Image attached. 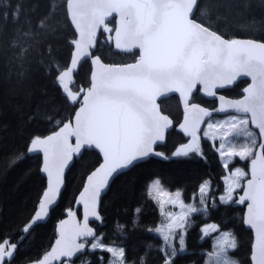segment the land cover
I'll list each match as a JSON object with an SVG mask.
<instances>
[{"label": "trees", "instance_id": "16d2710c", "mask_svg": "<svg viewBox=\"0 0 264 264\" xmlns=\"http://www.w3.org/2000/svg\"><path fill=\"white\" fill-rule=\"evenodd\" d=\"M66 1L0 0V240L10 237L18 244L12 264H39L51 253L57 224L69 210H74L86 176L102 161L96 151H87L74 161L49 220L35 226L20 240L22 228L32 217L46 186L41 172L42 156L28 152L30 141L52 134L63 122L69 123L73 109L78 106L66 100L58 80L69 65L73 50L70 42L75 38L67 18ZM15 12L18 15L14 16ZM193 15L229 39L264 42V0H198ZM108 24L113 28L112 22ZM108 35L100 31L95 50L103 63L120 65L136 61L137 51L121 53L109 47ZM90 72L91 65L85 61L73 84L66 86L73 91L87 88ZM246 85L247 81H241L220 93L239 98ZM194 99L203 106L215 107L214 101L198 93ZM160 103L161 112L168 114L174 123L181 120L177 97ZM191 144L186 135L173 128L165 144L157 148L161 155L115 178L101 199L98 213L104 225L94 224L97 236L105 245H120L126 264H203L205 252L212 249L213 237L225 230L233 232L238 245L229 251L230 258L238 264H250L252 234L242 223L243 206L220 202L226 191V171L215 146L200 137L196 151L180 152ZM178 152L187 154L177 155ZM243 164L248 172L249 161ZM239 165L242 162L236 160L228 169ZM156 179L170 192L180 190L187 203L204 182L209 183L208 221L199 215L192 216V225L185 230L184 247L176 241L175 251L168 249L167 254L173 255L169 262L162 251L163 239L152 232L162 222L157 205L148 196V186ZM77 213L81 215L80 209ZM110 257L109 252L96 249L74 263L81 264L88 258L87 264H107Z\"/></svg>", "mask_w": 264, "mask_h": 264}, {"label": "snow or ice", "instance_id": "6c2138e0", "mask_svg": "<svg viewBox=\"0 0 264 264\" xmlns=\"http://www.w3.org/2000/svg\"><path fill=\"white\" fill-rule=\"evenodd\" d=\"M196 5L197 0H67L68 15L79 38L72 40L74 51L70 68L64 70L58 80L66 93V100L78 105L70 117L75 123L63 122L58 125V131L30 141L27 150L42 153V171L48 183L38 202L39 211L34 213V220L23 228V233H29L50 214L61 192L65 169L75 155L82 154V149H95L99 150L103 159L86 176V186L79 197L84 209L83 225L68 219L61 221L56 247L44 256L40 264H46L48 255L53 258L76 256L86 250L89 237L92 238V250L99 248L107 251L120 258L123 264V249L103 245L102 240L96 243L97 236L89 227L87 218L91 214L99 219L96 205L110 177L153 154V146L164 139L165 130L172 126L169 117L159 110L158 97L178 93L182 99L190 118L186 117V123L180 127L192 137V144L188 146L190 151L197 150L193 145L202 117L210 118L207 123L209 129H223L229 124L232 128L238 124L248 125L246 116L231 115L218 121L211 119L213 112L223 113L228 108L235 113L248 114L251 123L259 129V136L264 138V42L229 39L219 34L211 25L194 18ZM113 13L118 16L114 29L107 23ZM13 15H18V12ZM98 29L109 34L114 31L116 49L126 53L138 49L136 61L118 66L103 63L95 52ZM108 39L111 41L112 37L109 35ZM82 57L90 61L94 68L90 74V87L78 90L84 93L80 101L77 92L64 86L63 81L78 68ZM239 77H250L251 83L243 89V98L228 100L227 107L221 103L218 109L209 111L196 103H189L194 92L202 91L207 96L216 97V89L233 85ZM218 98L220 101L226 99L223 95ZM245 134L253 137L250 145L244 143L237 149L233 146L225 148L221 144L218 151L222 150V155L241 159L251 157V178L247 180L243 194L232 201L234 188L240 186L245 176L241 169L236 168L229 179L227 192L220 200L222 203L247 202L244 223L254 232L251 260L253 264H264V142L259 144L260 151L254 153L255 134L247 129ZM72 137H75L74 144L70 142ZM154 154L161 155L158 152ZM207 187L209 185L205 184L199 189L201 204L206 203L203 197L207 195ZM175 195L179 198L181 193L177 191ZM180 207L185 208L182 201ZM188 211L198 210L189 207ZM68 215L73 213L69 210ZM186 216L187 212L166 225L168 231L162 235L165 250L174 235L173 225L185 228L183 221ZM177 219L181 223L176 224ZM213 228L219 233L218 226ZM80 237H84L85 241L78 242ZM179 239L182 242L183 233ZM213 239L216 242L214 255L223 257L222 264H238L229 257V251L238 247L234 234L225 230L219 233L218 240L216 237ZM16 250L18 244L10 237L0 240V264H12ZM6 257L9 259L6 260ZM69 264L74 262L70 260Z\"/></svg>", "mask_w": 264, "mask_h": 264}, {"label": "rangeland", "instance_id": "374dc122", "mask_svg": "<svg viewBox=\"0 0 264 264\" xmlns=\"http://www.w3.org/2000/svg\"><path fill=\"white\" fill-rule=\"evenodd\" d=\"M76 92H77L78 98L80 99V97L82 95V92H80L78 90ZM228 116H231V115L219 116V115L216 114V112H214V115L211 117V119L213 121H218V120H223V119H225ZM236 116H238V115H236ZM208 121H207V123H208ZM207 123H206L204 129L196 134V142H197V140L200 137L201 138H205L208 141H210L216 147V151L218 153L220 162L222 163L225 171H226V168H228L230 165H232L236 160L242 162V165L231 167V171L230 172H226V175L224 177L225 188H226V192H227V185H228L229 179L232 177V173L234 172V170L236 168H239L245 173V176L240 181V186L239 187H235L234 191L232 193V201H234L235 199L238 200V197L240 195L239 191L242 190L245 181L249 178V175L251 173V157L246 158V159H241L238 156L222 155L221 154L222 150L218 151V149H219L221 144H224L225 148H227L229 146H233V147H235L237 149L244 143H248L250 145L251 144V140L253 139V137L246 136L245 129H247L248 131H252L255 134L254 138L256 140V147L253 148V152L256 153L257 147L259 145L258 131L256 129H253L250 126V123H248V125H246V126L238 124L237 127H235V128H232L231 125L229 124V125H226L225 128H223V129H216V128L209 129V128H207ZM205 133H207V135H205ZM225 133H227V135H225ZM186 136L190 139V141L192 143V137L188 136V135H186ZM195 145H196V143H195ZM195 145H193V147H195ZM182 151L186 152V151H190V150L188 149V147H184V149L180 150V152H182ZM245 160L249 161V169L250 170L248 172H246L244 164H243ZM225 165H227V166H225ZM205 184L209 185L208 182H204L202 185H205ZM177 191H179L181 193V196L179 198H177L176 195H175V193ZM206 193L209 194V187L206 188ZM148 196L157 205V207L159 209V212L161 214L162 222L160 221L158 226H160L162 223L165 222L164 224H162V226L158 230V234L157 235L159 237H161V238H162V235L165 232L168 231L166 225L169 224V223H172V220L174 218H177V217L181 216L182 214H184L185 212H187V216H186L185 220L183 221V223L185 224V228L181 229V228L176 227L175 224L173 225L172 232L174 233V235H172L170 240L168 241V244L170 246H168L166 250H165V248H166L165 242L163 241V246H164L163 248H164V252H165L166 256H169L167 254L168 249L169 250L173 249L171 244H170L173 241L180 242L181 245H182V248L184 247L183 240L181 242L179 237H180L181 233H183V239H184L185 230L192 225V222H193L192 221V216L199 215L200 218L202 220H204V221H208V219H209V212H208V209L206 207L207 203L201 204L202 197H201L200 192L197 195H194L192 200L189 203H187V202H185L182 199V192L180 190H176V191L170 192L160 183L159 180L156 179V180L150 182V184L148 186ZM206 196L203 197V199L205 201H206ZM173 201H176V203H173ZM181 201L185 205L184 209H181V207H180V202ZM232 201H229V202H226V203H231ZM220 202H221V200H220ZM189 207H195L198 211L197 212H189L188 211ZM203 209H206V210H203ZM199 210H203V211H199ZM179 223H181V221L177 219L176 220V224H179ZM227 231H229V232H231L233 234V232L231 230H227ZM152 232L156 233L157 230L154 228L152 230ZM215 237L218 240L219 239V234L217 236H215ZM91 242H92V240L90 241V243ZM95 242L96 243H100L101 242V239H100L99 236L97 237V240ZM90 243H89L88 250L89 251H93L91 249V247H90ZM103 245H105V244H103ZM106 246L122 248L118 244H109V245H106ZM98 250H100V249L98 248ZM215 251H216V242L213 240L212 249H211L210 252L205 254L203 264H222L223 257L222 256L221 257H217L216 255H214ZM110 255H111V253H110ZM122 261H123V264H126L125 261H124V258H122ZM87 262H88V258H84L82 260L81 264H87ZM46 264H49V260L46 262ZM63 264H69V262H64ZM107 264H121V259L117 258V257H113L111 255V257L109 259V262Z\"/></svg>", "mask_w": 264, "mask_h": 264}, {"label": "water", "instance_id": "95a60500", "mask_svg": "<svg viewBox=\"0 0 264 264\" xmlns=\"http://www.w3.org/2000/svg\"><path fill=\"white\" fill-rule=\"evenodd\" d=\"M197 2H198V0H197ZM195 9H196V6H194L193 14H194ZM66 13H67L68 21H69V23H70V25H71V27H72L74 33H75L74 25L71 24V18H70V16L68 15V11H67V1H66ZM111 21H114V27H113V29H114V28L117 26V22H118V16H117L115 13H113V15H112L111 17L108 18L107 23H108V22H111ZM101 30H102V29H98V32H97V39H98V36H99V33H100ZM110 36L112 37V40L110 41V40L108 39V37H109V35H108V37H107V41H106V43L108 44V46H109V47H112V48H113L115 51H117V52L126 53V52H124L123 50H118V49L115 48V45H114L115 33H114V31L111 33ZM75 38H76V39L79 38L78 33H75ZM239 39H246V38H239ZM251 40H253V39H251ZM254 41L259 42V41H257V40H254ZM70 45H71L72 48H73V50H72V53H73V51H74V45L72 44V41L70 42ZM95 50H96V48H95ZM90 51H91V50H90ZM134 51H138V49H137V50H134ZM72 53H71V56H72ZM70 59H71V57H70ZM85 61H88V60H87L86 58H83V57H82V58H81V62H80L79 65H78V68H77L76 70H74L73 72H70V75H69L68 77H65V79H64V81H63V84L70 85V84H72V83L74 82V76L78 73L79 68L81 67V65H82ZM88 62H89V64L91 65L90 61H88ZM132 63H134V62H132ZM127 64H130V63H127ZM127 64H122V65H127ZM108 65H109V64H108ZM117 66H118V65H117ZM69 68H70V61H69V65H68V67H67L65 70H68ZM93 68H94V66L91 65V72H92ZM63 71H64V70H63ZM63 71H62V72H63ZM62 72H61V74H62ZM91 72H90V74H91ZM241 81H248V84L246 85V87H247V86L251 83V78H250V77H239V78L237 79V81H236L233 85H227V86H225V87H223V88H218V89H216V90H215V91L217 92V96H216V97L207 96V95H205L202 91H196V92H194V94H195V93H199L203 98H205V99H207V100H213V101H215V102H216V108H217V109L219 108V106H220L221 103L225 104V106L227 107V101H228V100L242 99L243 96L245 95V93H244L243 90H242V92H241V93H242V97H239V98H232V97H228V96H226V95H223V94L219 93L218 91H220V90H222V89L232 88L233 86L237 85V84H238L239 82H241ZM89 87H90V75H89V85H88L87 88H89ZM246 87H245V88H246ZM87 88H85L84 90H86ZM197 88L199 89L200 86L198 85ZM83 94H84V93H82V95H81V97H80V99H79L80 101H82V96H83ZM194 94H193V95H194ZM219 95H223V96L226 98L225 101H220L219 98H218ZM171 96H175V97H177V99H178V101H179V104H180V108H181V110L183 111V117H182V119L180 120V122L175 126V130L178 131V132H181V133L186 134L180 126H181V125H184V124L186 123V117H189V118H190V114L185 110V107H184L183 101H182V99L180 98V96H179L178 93H167V94H165V95H162V96L158 97V98H157V104H158L159 110H160V102H161L162 100H164V99H167V98L171 97ZM192 97H193V96H192ZM192 97H191L190 100H189V103H190V104H191V103H196L199 107H203V108H205V109H207V110H209V111L213 110L212 108L205 107V106H203V105H201V104H199V103H197V102H192V101H191V100H192ZM77 107H78V106H77ZM160 112H161V110H160ZM162 114H163V113H162ZM212 114H213V113H212ZM217 114L220 115V116H227V115L246 116V117L249 118V122H250L251 127H252L253 129H256V130L258 131V135H259V129L255 128V126L251 123L250 116H249L248 114L235 113V111H234L233 109H230V108H228L226 112H223V113H221V112H217ZM163 115H165V114H163ZM166 116H167V115H166ZM168 117H169V116H168ZM169 119H170V118H169ZM208 119H209V117H202V122H201V123L199 124V126H198V129H199L198 131H200L201 129H203V127H204V125H205V123L207 122ZM69 123L72 124V125H74V123H75L74 118L71 119V121H70ZM173 128H174V126H173V122H172V126H170L169 128H167V129L165 130V136H164V139L161 140V141H158V142L153 146V154H150L148 157H146V158H144V159L138 161L135 165L140 164V163H143V162H146V161H148V160L151 159V158H155V157H157L158 155H155L154 153H157V152L159 153V151L157 150V148H158L159 146L165 144V142H166V138H167V134H168ZM58 130H59V128H58L56 131H58ZM198 131H197V132H198ZM46 137H47V136H46ZM44 138H45V137H44ZM70 142L74 144V143H75V137L70 138ZM262 142H264V138H261V137L259 136V144L262 143ZM87 151H96V152L98 153V155L100 156L101 160L103 159V158H102V154L99 153V150L91 149V150H87ZM87 151H85V150L82 149V154H77V155H75L74 158H73V160L70 161V163H69V167L65 169L64 180H65V176H66L68 170L70 169V167L72 166V164L74 163V161L79 160V159L83 156V154H84L85 152H87ZM259 151H260V149H259V145H258L256 152H259ZM39 154L42 156V153H39ZM101 163H102V162H101ZM42 164H43V156H42ZM135 165H134V166H135ZM134 166H130V167H128L127 169L119 170L117 173H114L112 177H110L108 186L102 191V194H101V196H100V198H99V200H98V202H97V205H96V211H97V213L99 212L101 199L107 194V192H108V190H109V188H110V185L112 184V182L114 181V179L117 178L118 176H120L121 174L127 172L128 170H130V169L133 168ZM97 167H98V166H97ZM97 167H96V168H97ZM96 168H95V169H96ZM95 169H94V170H95ZM41 172H42V174L44 175V177H45V179H46V186H45V188H44V191H45V190H46V187H47V183H48V181H47V176H46V174L43 173V171H42V165H41ZM89 174H90V173H89ZM250 178H251V173H250L248 179H250ZM248 179H247V180H248ZM247 180L245 181L244 186L246 185ZM64 186H65V184H64V181H63V184L61 185V192H60V194H59V196H58V198H57V202H56V204L54 205V207L51 208V210H50V214H51V211L57 206V204H58V202H59V200H60V197H61V195H62V192H63V190H64ZM85 186H86V182H85V184H84V187H85ZM244 186H243V188H242V191H241V194H240V195L243 194ZM82 191H83V189L81 190V192H82ZM81 192L77 195L76 202H75V205H74V210L72 211L73 215H72V216L67 215V216H65V218H63L61 221L65 220V219H68V220H73V221H75V222H77V223L83 225V222H84V209H83V205L80 204V201H79V197H80ZM41 196H42V194H41ZM41 196H40V199H41ZM238 198H239V197H238ZM40 199H39V200H40ZM39 200H38V202H39ZM235 205H236V206H243V207H244V208H243V213H242V223H243L244 228H245L246 230H248V231L251 232V234H252V244H253V241H254V232H253V231H252V230H251V229H250V228L244 223V219H245V216H246V213H247V207H246L247 202H245V204H239V203H236ZM78 209H80V214H81L80 216H79L78 213H77V210H78ZM36 211H39V209H38V203H37V206H36V209H35L34 213H35ZM34 213H33L32 217L29 219V221L24 225V227H25L26 225H28L31 221L34 220ZM50 214H49L47 217H44L43 220H42L41 222H39L37 225L46 223V222L49 220V218H50ZM42 215H43V214H42ZM98 216H99V219H97L96 217H94V216H92L91 214H89V215H88V218H87V219H88V225H89L90 228H92V230H93V232L96 234V236H97V231H96V229L94 228V224H97L98 226H103V225H104V222L102 221V217H101V215H99V213H98ZM61 221H60V222H61ZM60 222L57 224V226H56V228H55L56 239L59 238V227H60ZM37 225H36V226H37ZM24 227H23V228H24ZM23 228H22V231H23ZM33 228H34V227H33ZM33 228H31V230H32ZM31 230H30V231H31ZM29 233H30V232H29ZM29 233H23L22 237H23V238L26 237ZM22 237H21V238H22ZM23 238H22V239H23ZM56 239H55V241H56ZM20 240H21V239H20ZM91 240H92L91 237L87 238V242H88V243H87L86 250H84V251L78 253V254H77L76 256H74V257H71V258H64V257L53 258V256H50V257H49V264H62V263H64V262H69L70 260H71L72 262H74V261H75L77 258H79L80 256H84V255H86V253L88 252V246H89V243H90ZM55 241H54V245H55ZM82 241H85V238H84V237H80V238H78V242H82ZM55 247H56V245H55ZM251 248H252V247H251ZM6 259H7V257H6ZM249 261H250V264H253V262H252V260H251V250H250Z\"/></svg>", "mask_w": 264, "mask_h": 264}, {"label": "crops", "instance_id": "0c3cea01", "mask_svg": "<svg viewBox=\"0 0 264 264\" xmlns=\"http://www.w3.org/2000/svg\"><path fill=\"white\" fill-rule=\"evenodd\" d=\"M160 229V228H159ZM159 229H156L157 230V233H158V230ZM171 244V246H172V248L174 249V247H175V242L173 241L172 243H170Z\"/></svg>", "mask_w": 264, "mask_h": 264}]
</instances>
